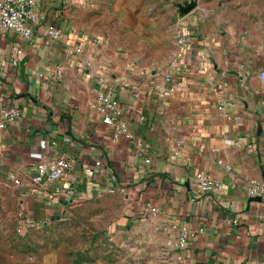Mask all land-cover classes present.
Returning a JSON list of instances; mask_svg holds the SVG:
<instances>
[{"label": "crops", "instance_id": "0c3cea01", "mask_svg": "<svg viewBox=\"0 0 264 264\" xmlns=\"http://www.w3.org/2000/svg\"><path fill=\"white\" fill-rule=\"evenodd\" d=\"M67 1L37 0L39 22L29 39L0 31V109L18 112L0 127V171L16 183L22 223L124 187L120 194L132 213L151 203L176 237L182 226L203 229L176 249L180 264H264V199L248 200L250 181L264 183V57L235 54L201 31L208 58L200 57V47L176 45L168 66L149 74L111 66L106 90L119 101L129 138L96 111L98 66L110 61L76 32ZM48 26L60 28L61 37H48ZM87 57L90 66L82 62ZM60 156L71 161L66 175L31 182L37 162ZM200 173L219 187L203 193Z\"/></svg>", "mask_w": 264, "mask_h": 264}, {"label": "rangeland", "instance_id": "374dc122", "mask_svg": "<svg viewBox=\"0 0 264 264\" xmlns=\"http://www.w3.org/2000/svg\"><path fill=\"white\" fill-rule=\"evenodd\" d=\"M67 2L72 26L109 67L125 63L149 74L168 66L185 27L216 36L235 54L264 57V0ZM22 219L16 183L0 171V264H180L167 220L132 213L118 192L100 191L44 220Z\"/></svg>", "mask_w": 264, "mask_h": 264}, {"label": "built area", "instance_id": "2783aa9c", "mask_svg": "<svg viewBox=\"0 0 264 264\" xmlns=\"http://www.w3.org/2000/svg\"><path fill=\"white\" fill-rule=\"evenodd\" d=\"M37 0H0V31H12L20 35L23 39H29L34 31V27L39 22V17L36 11ZM46 35L52 39H59L62 35V30L58 27L48 26L45 29ZM176 44L185 49L193 47H200V57L208 58L205 49L206 40L201 31L194 27L193 29L182 28L176 37ZM83 47L76 46L74 52L82 53ZM17 55L22 53L21 49H17ZM185 56L184 52H180L178 58L181 60ZM91 57L83 59L86 66H90ZM17 58L13 61L16 63ZM99 67V75L97 76L98 91L96 94V111L99 113L101 120L104 124L114 127L117 133H123L129 138H133L132 133L129 131L127 123L121 119V107L117 98L113 97L106 90L107 80L106 77L111 74L109 65L102 63ZM62 74V67L57 65L55 67L54 75L59 77ZM259 75L264 77V70H261ZM166 81H171V76L166 75ZM174 87H181L180 81L173 82ZM226 85V82L224 83ZM169 88L163 91L164 95L169 93ZM222 108V106L220 107ZM18 112L15 108H2L0 109V127L7 121H13ZM141 118V117H140ZM91 149H95L91 146ZM71 168V161L68 156H60L52 161L41 160L36 163L34 173L30 180L33 183H41L45 181H55L67 174L68 169ZM198 188L206 193L213 191L219 187V182L214 178L200 173L197 177ZM124 187H111L107 189L111 193H122ZM249 202L255 201L253 198L259 197L260 201L264 199V183L257 179H252L248 188ZM157 212V208L151 203H144L141 213ZM232 223H236L235 218L231 219ZM203 229L191 231L185 226L178 230L176 237V249L180 252L184 249L188 241L195 236L197 232H202ZM179 258V256H178Z\"/></svg>", "mask_w": 264, "mask_h": 264}, {"label": "water", "instance_id": "95a60500", "mask_svg": "<svg viewBox=\"0 0 264 264\" xmlns=\"http://www.w3.org/2000/svg\"><path fill=\"white\" fill-rule=\"evenodd\" d=\"M253 199L256 200V201H260L259 197H255Z\"/></svg>", "mask_w": 264, "mask_h": 264}]
</instances>
